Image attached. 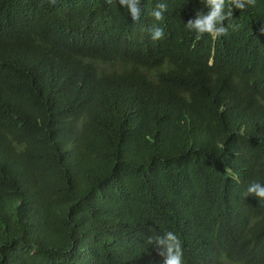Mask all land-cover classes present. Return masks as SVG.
Masks as SVG:
<instances>
[{"label": "trees", "instance_id": "16d2710c", "mask_svg": "<svg viewBox=\"0 0 264 264\" xmlns=\"http://www.w3.org/2000/svg\"><path fill=\"white\" fill-rule=\"evenodd\" d=\"M164 3L163 19L149 13ZM0 0V264H264V0ZM229 11L226 0L225 12ZM163 29L151 38L150 29Z\"/></svg>", "mask_w": 264, "mask_h": 264}, {"label": "clouds", "instance_id": "9594fccd", "mask_svg": "<svg viewBox=\"0 0 264 264\" xmlns=\"http://www.w3.org/2000/svg\"><path fill=\"white\" fill-rule=\"evenodd\" d=\"M55 3V0H51ZM229 11L225 12L226 0H206L207 12L198 11L195 19H190L186 23V28L194 30L198 35L205 33L213 38L227 33V28L223 22L232 15V8L244 9V0H227ZM254 3V0H248ZM119 4L128 9L133 21H139L141 16L140 0H119ZM166 10L164 3H158L156 8L149 14L156 20H162V13ZM151 38L157 40L163 37V29L153 27L150 29ZM246 196L253 195L258 199H264V185L253 181L247 187ZM148 244H154L159 256L163 257V264H183L182 244L177 235L171 231H165L163 235L153 234L147 239Z\"/></svg>", "mask_w": 264, "mask_h": 264}]
</instances>
